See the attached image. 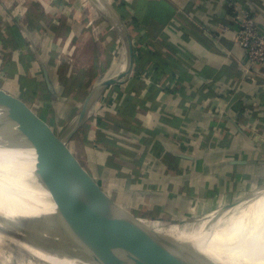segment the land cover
I'll list each match as a JSON object with an SVG mask.
<instances>
[{
    "label": "crops",
    "instance_id": "0c3cea01",
    "mask_svg": "<svg viewBox=\"0 0 264 264\" xmlns=\"http://www.w3.org/2000/svg\"><path fill=\"white\" fill-rule=\"evenodd\" d=\"M97 2L108 11L94 0H0V87L7 99L14 90V106L44 124L50 136L65 138L91 92L123 73L124 37L107 38L110 25L118 27L124 18L138 37L132 38L134 51L173 55L186 77L156 81L153 63L143 66L136 56L132 77L97 91L66 142L74 163L119 209L157 219L264 189V67L246 82V54L232 35L214 33L218 21L232 24L228 0ZM237 2L264 28V0ZM14 38L23 46L6 49L4 40ZM144 72L152 80L133 81ZM227 105L230 112L222 113ZM224 127L236 135L229 138Z\"/></svg>",
    "mask_w": 264,
    "mask_h": 264
},
{
    "label": "bare ground",
    "instance_id": "6f19581e",
    "mask_svg": "<svg viewBox=\"0 0 264 264\" xmlns=\"http://www.w3.org/2000/svg\"><path fill=\"white\" fill-rule=\"evenodd\" d=\"M101 7L108 11L107 6ZM120 63L125 72L127 56ZM9 148H0L1 254L3 249L13 254L10 264H90L44 219L55 214L56 206L34 176L36 153L20 146ZM85 210L98 217L110 234L112 227L106 220L88 206ZM154 233L140 236L194 262L203 257L219 264H264V193Z\"/></svg>",
    "mask_w": 264,
    "mask_h": 264
},
{
    "label": "water",
    "instance_id": "95a60500",
    "mask_svg": "<svg viewBox=\"0 0 264 264\" xmlns=\"http://www.w3.org/2000/svg\"><path fill=\"white\" fill-rule=\"evenodd\" d=\"M94 2L101 6L97 0ZM118 27L127 44L128 68L116 77L104 80L98 89L91 92L65 138L50 136V131L44 124L22 108L14 106L4 95H0V148L20 146L36 153L34 176L50 194L56 206L55 214L44 219L90 264H219L203 257L201 262H194L185 254H177L155 243L146 242L140 235L155 233H141L134 230L137 227L135 224L129 228L118 220V216L128 217L132 214L115 207L102 194L96 183L74 163L66 147V142L83 124L95 93L109 85L126 82L134 71L135 51L131 35L124 23L121 22ZM262 193L264 189L246 195L240 201ZM87 206L111 225L110 234L101 231L92 222L85 210Z\"/></svg>",
    "mask_w": 264,
    "mask_h": 264
},
{
    "label": "built area",
    "instance_id": "2783aa9c",
    "mask_svg": "<svg viewBox=\"0 0 264 264\" xmlns=\"http://www.w3.org/2000/svg\"><path fill=\"white\" fill-rule=\"evenodd\" d=\"M228 2V6L231 10L230 17L232 24L228 25L218 21V24L214 26V33L217 32L222 35L233 36L234 43L246 54L247 62L243 65V69L245 71L246 82H250L253 81L255 73L264 67V28L253 15L252 10L243 8L237 0H228ZM189 19L193 22L194 18L190 16ZM196 26L205 33L212 34L210 32L211 29L209 30L205 24L196 22ZM183 62L185 64V61ZM140 75L142 76L139 77V79H142L144 84L152 80V74L149 72H144ZM235 92V90H232L229 93L231 94V98L229 99L230 102L232 101ZM229 105H227L226 110L222 113L230 112L231 108ZM223 133L229 138L236 135L234 131H230L229 128L225 127Z\"/></svg>",
    "mask_w": 264,
    "mask_h": 264
},
{
    "label": "rangeland",
    "instance_id": "374dc122",
    "mask_svg": "<svg viewBox=\"0 0 264 264\" xmlns=\"http://www.w3.org/2000/svg\"><path fill=\"white\" fill-rule=\"evenodd\" d=\"M125 23L127 24V21H125L124 18H121V21L120 23ZM111 30H110V35H109V38H107L108 40L109 39H120V35L122 33L123 35V32L122 30L119 28V27H115V25L111 24ZM114 28H117L118 30H115ZM127 30L129 31L130 35H131V38L133 39H136L137 40V35L134 31V28L132 26H127ZM124 37V40H125V36ZM108 40H106L105 42H107ZM125 43H126V40H125ZM127 45V44H126ZM120 46V45H119ZM133 46H134V41H133ZM118 52V49L116 50L115 52V55H114V59H117L116 57H118L116 54ZM141 55V54H140ZM138 51L136 52L135 51V57L136 56H140ZM148 66V65H147ZM92 72V71H91ZM137 77V79H139L138 75H135ZM0 90L4 91L5 94H3L5 97L7 96L6 93L7 91L2 87H0ZM14 90H12L10 93H9V96L8 98L10 100H12L13 95H14ZM4 97V98H5ZM26 108H28V106L25 105ZM48 108V107H47ZM34 109H38L36 107H34ZM33 112L35 113V115H40V112L41 111H34ZM83 141L80 142V144L82 145ZM71 146L75 147V144L71 143ZM80 148V146H79ZM82 148H80L79 150V157H81V159H83V153H82ZM259 190L261 189H256V190H253V191H248L249 193H246L245 195L241 196L239 199H231V198H220V199H217V200H213V201H210L208 203H204V204H201V205H195L192 207L191 209V212H189L186 216H182V217H178V218H171V217H164V218H153L151 216V214H149V212H144V214H132L130 216H118V220H120L124 225L128 226L129 228L132 227V225H136L137 227H135L134 230L136 231H139L141 233H148V232H156L158 228H162V227H166V226H169L171 224H175V223H180V222H184V221H190V220H193L197 217H202V216H205L207 214H209L210 212H213V211H216V210H219L220 208H224V207H228V206H232V205H239L240 204V200L242 198H244L246 195H249V194H252V193H255V192H258ZM115 198L117 197L116 195L114 196ZM113 203V205L115 206L116 205V201L113 200V198L110 199ZM109 200V201H110ZM224 201V203H223ZM228 204V205H227ZM117 208H119L118 206H115ZM199 207V208H198ZM198 210V211H197ZM206 210V211H203ZM117 211H119L117 209ZM203 213H202V212ZM87 215L90 217V219L92 220V222L103 232H106V225L101 222L98 217L94 216V215H90L88 212H86ZM199 215V216H198ZM60 236L62 237V239L66 242V243H70L68 242L61 234ZM3 251L5 252V254H1L0 252V264H10V261H11V257L9 256H12L13 254H11L10 251L6 252L7 250L3 249ZM17 253V252H16ZM17 255H19V253H17ZM21 255V253H20ZM12 264V263H11Z\"/></svg>",
    "mask_w": 264,
    "mask_h": 264
},
{
    "label": "trees",
    "instance_id": "16d2710c",
    "mask_svg": "<svg viewBox=\"0 0 264 264\" xmlns=\"http://www.w3.org/2000/svg\"><path fill=\"white\" fill-rule=\"evenodd\" d=\"M18 38H14V40H4L3 45L6 49L8 48H21L23 45ZM139 64L141 63L143 66L149 65L150 62L153 63V68L155 70V80L159 81L160 78L164 75H169L170 78L176 77V75H179V77H182V79H185L186 75L183 71L182 68V63L180 62L179 59L175 58L173 55L169 57H163L162 54L158 55L156 54V57L150 58L149 56L146 55H140V57L137 58L136 60ZM12 69V66L10 63H7L5 65V71L8 73L11 71L9 69ZM139 74L141 71H137ZM137 77L133 78V81H135ZM38 91L33 92L31 95L33 98H38ZM30 94V93H29ZM25 95H28V93L24 94V98L26 97ZM126 111L127 107L130 108V103L129 105L126 103Z\"/></svg>",
    "mask_w": 264,
    "mask_h": 264
}]
</instances>
